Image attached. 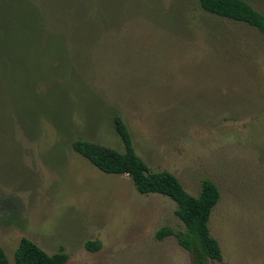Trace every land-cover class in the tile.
I'll return each instance as SVG.
<instances>
[{"label":"rangeland","instance_id":"1","mask_svg":"<svg viewBox=\"0 0 264 264\" xmlns=\"http://www.w3.org/2000/svg\"><path fill=\"white\" fill-rule=\"evenodd\" d=\"M245 1L264 15V0ZM10 5L25 11L15 25L45 27L40 43L60 32L66 54L37 60L58 70L40 75L29 57L0 63V246L9 264L23 238L48 255L63 251L67 264H194L175 237L156 239L163 228L185 231L172 199L140 194L129 176L105 174L73 149L85 140L124 153L116 116L152 171L172 173L195 197L204 180L217 185L209 225L222 260L208 264H264V34L199 0ZM94 241L100 249L88 250Z\"/></svg>","mask_w":264,"mask_h":264},{"label":"trees","instance_id":"2","mask_svg":"<svg viewBox=\"0 0 264 264\" xmlns=\"http://www.w3.org/2000/svg\"><path fill=\"white\" fill-rule=\"evenodd\" d=\"M9 0H0V58L1 65L5 68L21 64L22 60L29 57V66L32 74L40 75L36 64L37 60L43 58L49 62L55 61L56 56L66 54L64 41L60 32H50L53 41L42 44L39 39L47 35L45 27L39 25H15L14 20L23 14L22 8L11 5L7 7ZM202 9L216 16L229 18L236 22L244 23L256 28L264 34V15L257 11L245 0H199ZM11 28L13 33L9 32ZM8 38L13 42L9 49ZM25 39V43L21 40ZM12 52L13 56L6 53ZM52 54L47 57L45 54ZM13 60V63H12ZM51 64L43 67L51 72H57L50 68ZM35 78V82L39 80ZM32 93V91H31ZM32 94H30V99ZM115 127L120 136L125 152L121 153L115 149L105 147L93 142L78 140L73 143V149L89 160L101 172L110 175L129 176L140 194H159L172 199L177 204L176 215L185 227L184 232H175L170 228H163L156 234V239L161 241L166 237H175L178 244L188 251L194 264H208V260L221 261L222 250L219 242L213 237L210 229V218L214 208L218 205L221 195L217 185L204 180L197 197L189 194L179 179L168 171L154 172L148 164L140 157L134 147L132 135L119 116H116ZM86 247L90 251H98L100 242H88ZM16 264H67L68 256L63 252L48 255L40 249L33 241L23 238L15 254ZM0 264H9V260L0 246Z\"/></svg>","mask_w":264,"mask_h":264}]
</instances>
